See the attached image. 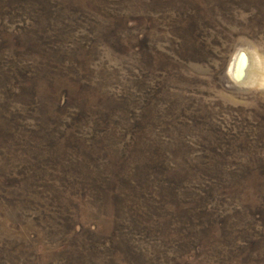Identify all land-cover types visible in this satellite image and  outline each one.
<instances>
[{
	"label": "rangeland",
	"instance_id": "rangeland-1",
	"mask_svg": "<svg viewBox=\"0 0 264 264\" xmlns=\"http://www.w3.org/2000/svg\"><path fill=\"white\" fill-rule=\"evenodd\" d=\"M0 264H264V0H0Z\"/></svg>",
	"mask_w": 264,
	"mask_h": 264
},
{
	"label": "bare ground",
	"instance_id": "bare-ground-1",
	"mask_svg": "<svg viewBox=\"0 0 264 264\" xmlns=\"http://www.w3.org/2000/svg\"><path fill=\"white\" fill-rule=\"evenodd\" d=\"M245 65H248L247 68H249V60L246 59L243 54H236L229 66V74L234 77V79L240 81L242 79V75L244 74V68H246Z\"/></svg>",
	"mask_w": 264,
	"mask_h": 264
}]
</instances>
